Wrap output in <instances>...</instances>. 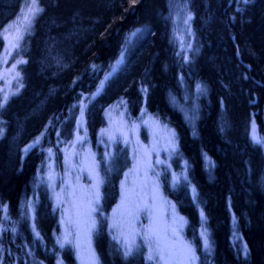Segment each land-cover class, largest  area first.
<instances>
[{"label":"trees","instance_id":"trees-1","mask_svg":"<svg viewBox=\"0 0 264 264\" xmlns=\"http://www.w3.org/2000/svg\"><path fill=\"white\" fill-rule=\"evenodd\" d=\"M25 1L0 0V30ZM34 1L40 11L22 49L21 87L0 105V215L5 208L7 219L0 264H77L70 243L60 242L47 182L33 187L36 171L48 149L60 156L56 138L69 131L81 101L93 146L104 108L117 99L130 117L144 108L176 135L184 171L175 157V178L167 171L158 183L185 220L196 263L264 264V0ZM183 12L189 48L175 35ZM186 87L192 99L182 101ZM104 181L94 208L99 262L157 264L143 249L121 255L107 229L117 182L108 174ZM31 191V217L22 219Z\"/></svg>","mask_w":264,"mask_h":264},{"label":"rangeland","instance_id":"rangeland-1","mask_svg":"<svg viewBox=\"0 0 264 264\" xmlns=\"http://www.w3.org/2000/svg\"><path fill=\"white\" fill-rule=\"evenodd\" d=\"M39 11L37 2L26 0L16 16L0 30L1 106L20 90V67L24 63L21 53ZM189 19L183 12L176 16L175 23L180 45H188V48L193 41ZM127 48L128 45L124 46L111 71L120 67ZM102 86L101 82L95 94ZM185 89L182 101H189L191 92ZM79 105L69 131L64 130V135L58 136L60 140L56 138L60 158L51 155L53 151L48 149L33 184L35 187L47 182L52 207L61 219L60 242L70 243L77 264H101L94 248V208L101 202V188L108 174L115 184L117 182V196L108 212L107 229L123 258L138 249L141 253L143 249V257L157 264H197L192 247L183 237L185 220L164 197L158 183V176L167 171L172 179L175 178L172 172L175 157H178L177 168L182 167L184 171L174 131L144 108L137 117H130L127 105L117 99L104 108V126L95 133L92 146L85 130L84 102ZM250 125L252 129L253 123ZM38 143L39 140L30 142L26 148H34ZM101 158L103 162L99 168ZM122 163L126 169L120 171L117 166ZM31 194L21 207L19 217L22 219L31 217L35 200V195ZM6 226L5 208L1 207L0 230ZM200 233L204 250L209 251L207 232L201 229Z\"/></svg>","mask_w":264,"mask_h":264}]
</instances>
